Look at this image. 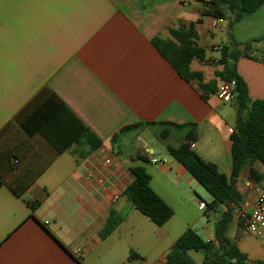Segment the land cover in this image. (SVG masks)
I'll list each match as a JSON object with an SVG mask.
<instances>
[{
  "label": "crops",
  "instance_id": "0c3cea01",
  "mask_svg": "<svg viewBox=\"0 0 264 264\" xmlns=\"http://www.w3.org/2000/svg\"><path fill=\"white\" fill-rule=\"evenodd\" d=\"M205 11L196 0H0V264H105L114 253L124 264L128 249L118 252L111 239L138 210L113 196L133 181L127 162L154 164V149L140 144L154 128L167 148L187 143L183 126L195 125L193 150L231 177L235 99L223 103L204 84L220 69L216 46L253 42V57L242 56L237 69L251 99L264 100V4L232 27L229 18L214 27L218 17ZM192 25L206 55L191 69L204 83L182 78L154 45ZM85 130L102 141L95 150L79 143ZM108 157L120 166L106 167ZM89 171L105 183L88 182ZM157 173L149 172L151 186L171 207L183 205L181 195L199 206L202 186L176 160ZM19 175L28 182L21 197L9 186ZM112 212L124 220L102 238ZM166 225L158 226L163 241Z\"/></svg>",
  "mask_w": 264,
  "mask_h": 264
},
{
  "label": "trees",
  "instance_id": "16d2710c",
  "mask_svg": "<svg viewBox=\"0 0 264 264\" xmlns=\"http://www.w3.org/2000/svg\"><path fill=\"white\" fill-rule=\"evenodd\" d=\"M196 1L206 5V15L229 18L230 27L236 21L255 13L264 4V0ZM170 34L172 39L156 38L154 45L182 78L187 81L197 79L204 83L203 74L191 69L194 60L202 61L206 55V51L196 44L197 33L194 26L172 29ZM252 43L246 44L243 50H240L236 43H233V47H223L218 64L220 69L215 73L216 79L204 84L207 94L211 95L217 92L218 80L236 83L237 121L230 137L232 142L231 177L228 178L219 171L216 164L203 160L193 150L192 145L197 140L195 125L183 126L190 128L186 136L187 143L180 147L167 146L169 155L181 164L212 197V201L206 203L207 212L220 214L215 224L214 239L204 240L194 229L189 228L167 254L169 264H199L189 255V252L203 254L204 258L200 264H248L247 255L228 234L234 222L232 203H238L242 199L239 190V179L242 174L247 170L249 179L262 185L264 182V173L255 166L257 163L264 166V100L251 99L247 83L237 69L238 61L242 56L253 57ZM133 127H140V125L129 126L122 131ZM91 137H95L96 142L93 143ZM82 139L88 142L91 150H95L102 144V141L89 130L84 131L78 140L79 143ZM139 160L149 163L146 157H140ZM130 171L133 181L126 187L123 197L157 226L166 225L174 216L173 208L153 190L151 175L143 165L133 166ZM27 184L28 182L19 175L9 183V186L16 196L21 197L27 189ZM123 220V216L112 212L101 237H108ZM136 258L138 254L132 252L130 261ZM261 264H264V261Z\"/></svg>",
  "mask_w": 264,
  "mask_h": 264
},
{
  "label": "rangeland",
  "instance_id": "374dc122",
  "mask_svg": "<svg viewBox=\"0 0 264 264\" xmlns=\"http://www.w3.org/2000/svg\"><path fill=\"white\" fill-rule=\"evenodd\" d=\"M264 47L263 44H261ZM262 51V49L260 50ZM162 128L157 127L152 130L149 137L143 138L141 144L142 148L146 150L147 147L154 149V154L151 156L155 157L159 161L158 164L154 165L151 163H142L136 161L127 162L128 166L144 165L148 173L152 172L155 179L158 176L163 177L161 174H158L160 166H166L170 164L171 157L168 155L166 144L154 134L161 135ZM177 140L172 142L173 145H176ZM173 162V161H172ZM264 185V182H263ZM264 187V186H263ZM201 188L200 201H205L209 203V200L212 197L207 193V191ZM183 205H179L177 202L172 201L174 216L165 226V230H171V235L167 240H161L158 230L159 227L155 225L148 217L144 216L139 211H135V216L131 215L128 221L121 226L115 235L112 237L111 242L117 243V250L120 252L122 249L129 251V257L131 251H134L138 254L137 260L129 261L127 256L124 260V264H159V261L169 253L171 245L180 237V235L188 228H192L198 232V234L203 237L205 240H208V236L205 230L206 226V217L205 211L199 210L198 205H193L182 196ZM197 198V196L195 197ZM206 198V199H205ZM220 218L219 213L211 214V235L214 237L215 224ZM239 246L241 251L245 253L248 257V264H261L264 261V248L261 241L255 237L253 234L242 229L236 222L232 223L231 229L228 234ZM121 241V242H120ZM189 255L194 258L199 264L203 261V254L189 252ZM121 256L114 253L110 257L104 259L105 264H120ZM101 264V263H99Z\"/></svg>",
  "mask_w": 264,
  "mask_h": 264
},
{
  "label": "built area",
  "instance_id": "2783aa9c",
  "mask_svg": "<svg viewBox=\"0 0 264 264\" xmlns=\"http://www.w3.org/2000/svg\"><path fill=\"white\" fill-rule=\"evenodd\" d=\"M213 0H208L211 2ZM223 18H215L213 26L224 23ZM216 52H221L219 46L215 47ZM219 64V59L216 60ZM216 97L219 101L223 103H231L236 97V83L234 81H223L220 82L218 90L216 92ZM154 164H158L157 159L153 160ZM104 165L106 167H119L118 161L114 158L108 157L104 159ZM88 182L96 181L99 184L105 183V178L102 174L96 171H89L86 176ZM243 190L239 187L242 195V199L238 203H232L234 218L237 224L245 231L253 234L257 237L264 248V187L259 182L252 179H245L242 181ZM126 187H121L119 191L113 196L114 201H117L121 196H123ZM200 210H206V202H199ZM159 264H169L167 258L159 261Z\"/></svg>",
  "mask_w": 264,
  "mask_h": 264
}]
</instances>
